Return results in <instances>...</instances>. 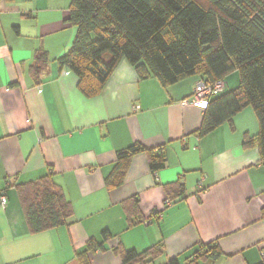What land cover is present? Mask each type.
I'll list each match as a JSON object with an SVG mask.
<instances>
[{
	"label": "crops",
	"instance_id": "0c3cea01",
	"mask_svg": "<svg viewBox=\"0 0 264 264\" xmlns=\"http://www.w3.org/2000/svg\"><path fill=\"white\" fill-rule=\"evenodd\" d=\"M71 1L0 0V193L7 198L0 264H76L75 254L89 239L101 242L103 231L111 237L91 264H120L117 245L138 252L161 245L164 262L210 242L223 253L216 264H264V163L256 147H242L258 133L253 110L197 137L204 114L192 99L197 78L163 87L139 79L124 60L100 95L85 97L57 62L76 33L66 21ZM224 82V91L234 89L238 72ZM132 146L163 148L164 168L154 173L147 153L137 152L123 183L108 189L117 154ZM47 175L73 215L69 226L33 234L16 187ZM176 181L185 196L166 202L163 186ZM133 198L140 220L129 226L123 204Z\"/></svg>",
	"mask_w": 264,
	"mask_h": 264
},
{
	"label": "trees",
	"instance_id": "16d2710c",
	"mask_svg": "<svg viewBox=\"0 0 264 264\" xmlns=\"http://www.w3.org/2000/svg\"><path fill=\"white\" fill-rule=\"evenodd\" d=\"M66 21L76 27V33L68 53L57 62L76 76L77 88L87 98L103 92L123 60L139 79L154 77L163 87L189 77L213 83L236 70L238 85L211 98L193 134L204 137L250 107L258 133L245 137L242 147H256L264 163V0H72ZM105 54H109L107 60ZM36 60L45 65L46 53L38 52ZM140 151L147 153L154 173L164 168L163 148L153 153L132 146L117 154L104 180L108 189L123 183L131 157ZM16 189L31 233L70 225L72 206L51 175ZM163 189L167 201L185 196L179 181ZM123 207L129 226L137 224L138 200H128ZM110 237L103 231L101 242L89 239L75 254L76 264H91L90 255L105 251L104 243ZM112 253L120 264H152L163 250L158 244L141 252L117 245ZM222 256L217 243H199L183 261L175 257L162 264H216Z\"/></svg>",
	"mask_w": 264,
	"mask_h": 264
},
{
	"label": "built area",
	"instance_id": "2783aa9c",
	"mask_svg": "<svg viewBox=\"0 0 264 264\" xmlns=\"http://www.w3.org/2000/svg\"><path fill=\"white\" fill-rule=\"evenodd\" d=\"M62 73L66 74L67 70L63 69ZM224 89H225L224 80H217L213 83H210L201 79H197L194 84L192 99L200 109L204 110L208 106V103L211 100V98L221 94L224 91ZM138 108L139 106H135V109ZM6 203H7L6 195L0 193V207L4 209ZM143 223L147 225L150 223V221H144Z\"/></svg>",
	"mask_w": 264,
	"mask_h": 264
},
{
	"label": "rangeland",
	"instance_id": "374dc122",
	"mask_svg": "<svg viewBox=\"0 0 264 264\" xmlns=\"http://www.w3.org/2000/svg\"><path fill=\"white\" fill-rule=\"evenodd\" d=\"M108 56H109V54H105V59H107L108 58ZM189 253H190V251L189 252H187V253H185V254H183L182 256H179L178 258H179V260H181V261H183L184 260V258H186L188 255H189ZM162 259H157V260H155L152 264H162ZM210 264V263H209Z\"/></svg>",
	"mask_w": 264,
	"mask_h": 264
}]
</instances>
